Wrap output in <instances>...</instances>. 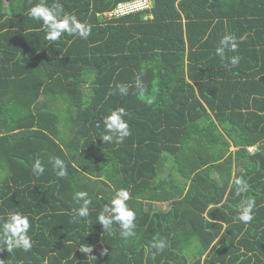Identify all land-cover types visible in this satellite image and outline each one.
<instances>
[{
  "label": "trees",
  "instance_id": "trees-1",
  "mask_svg": "<svg viewBox=\"0 0 264 264\" xmlns=\"http://www.w3.org/2000/svg\"><path fill=\"white\" fill-rule=\"evenodd\" d=\"M119 1L58 0L92 32L49 42L28 16L39 0L15 8L0 0V218L27 215L34 241L27 252L0 249V260L264 264V0H152L146 19L104 16ZM228 33L246 36L226 53L240 56L236 67L215 55ZM119 107L132 134L103 143V117ZM51 157L65 161L66 177ZM36 158L41 176L31 170ZM239 177L250 185L242 196ZM119 188L136 212L127 239L96 219ZM78 191L92 203L74 220ZM244 199L256 202L247 225L234 219ZM157 237L167 241L162 252Z\"/></svg>",
  "mask_w": 264,
  "mask_h": 264
},
{
  "label": "clouds",
  "instance_id": "clouds-1",
  "mask_svg": "<svg viewBox=\"0 0 264 264\" xmlns=\"http://www.w3.org/2000/svg\"><path fill=\"white\" fill-rule=\"evenodd\" d=\"M150 1L151 5L149 8L135 12H143V16L145 12L151 15L150 9L153 2L152 0ZM28 16L32 20L41 22V28L45 33V40L49 42L60 41L65 35L86 40L92 32L90 24H86L75 15L67 13L58 0L52 5H49L47 0H39L38 3L29 8ZM245 39L246 36L238 38L234 33L225 34L215 48V55L222 60L228 59L230 65L236 67L240 63V56L233 55L228 58L226 53L228 51L237 52L240 43ZM117 87L121 95H127L128 89L126 85H118ZM137 87L141 94L146 91L139 77L137 78ZM127 115L128 113L125 108L119 107L113 109L108 115L103 117L105 132L100 135L103 143L121 144L127 137L131 136L129 123L125 119ZM255 148V146H250L247 149L252 152ZM49 163L52 165V169L57 177L64 178L68 175V166L60 157L49 158ZM31 170L35 176L44 174L45 165L40 158L35 159L31 165ZM234 183L237 196H242L249 190L250 185L243 177L235 179ZM74 199L82 203L79 208L73 210V219L87 218L90 214L89 205L92 203L88 193L86 191H78L74 194ZM130 199L131 193L127 188L115 190L110 203L102 208L96 218L105 231H111L112 226L118 224L122 238L127 239L135 235L136 212L128 205ZM255 206L256 202L253 199L242 200L239 211L234 219L245 225L250 224L254 219L253 210ZM31 227L29 217L17 211L10 212L5 218H0V249L7 251V253H12L17 249H22L25 252L31 250L34 244L32 237L29 235ZM152 247L162 252L167 247V241L158 237L154 238ZM79 251L88 254L91 253L92 249L89 245L82 244L79 246ZM0 264H3V260H0Z\"/></svg>",
  "mask_w": 264,
  "mask_h": 264
},
{
  "label": "built area",
  "instance_id": "built-area-1",
  "mask_svg": "<svg viewBox=\"0 0 264 264\" xmlns=\"http://www.w3.org/2000/svg\"><path fill=\"white\" fill-rule=\"evenodd\" d=\"M151 5L150 0H127V1H121L118 2L111 10L106 11L104 13V16L106 17H118L122 16L131 12L145 10L149 8ZM147 17H151L149 13H144L143 19H146Z\"/></svg>",
  "mask_w": 264,
  "mask_h": 264
},
{
  "label": "crops",
  "instance_id": "crops-1",
  "mask_svg": "<svg viewBox=\"0 0 264 264\" xmlns=\"http://www.w3.org/2000/svg\"><path fill=\"white\" fill-rule=\"evenodd\" d=\"M9 5H11L12 8H15L17 5H19V0H8ZM161 204V203H160ZM164 207H166V203L164 202Z\"/></svg>",
  "mask_w": 264,
  "mask_h": 264
},
{
  "label": "rangeland",
  "instance_id": "rangeland-1",
  "mask_svg": "<svg viewBox=\"0 0 264 264\" xmlns=\"http://www.w3.org/2000/svg\"><path fill=\"white\" fill-rule=\"evenodd\" d=\"M62 126H63V125H62ZM231 149H233V148L231 147ZM4 177H5V172H4L3 170H1V168H0V179H2V178H4ZM157 206H158V207L166 208V207H164L163 204H157Z\"/></svg>",
  "mask_w": 264,
  "mask_h": 264
}]
</instances>
